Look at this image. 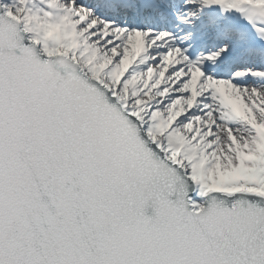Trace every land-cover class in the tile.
<instances>
[{"label": "snow or ice", "instance_id": "1", "mask_svg": "<svg viewBox=\"0 0 264 264\" xmlns=\"http://www.w3.org/2000/svg\"><path fill=\"white\" fill-rule=\"evenodd\" d=\"M0 264H264V0H0Z\"/></svg>", "mask_w": 264, "mask_h": 264}]
</instances>
